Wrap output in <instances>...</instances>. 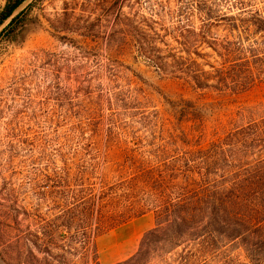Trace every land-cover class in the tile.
Instances as JSON below:
<instances>
[{"label": "trees", "instance_id": "1", "mask_svg": "<svg viewBox=\"0 0 264 264\" xmlns=\"http://www.w3.org/2000/svg\"><path fill=\"white\" fill-rule=\"evenodd\" d=\"M28 1L7 0L0 26ZM33 6L20 10L0 36L12 39ZM159 8L177 18H117L110 34L84 35L81 48L72 42L75 53L46 55L52 75L67 82L69 102H81L77 112L62 117L67 128L53 130L48 188L69 192L70 199L81 192L77 222L95 228L97 236L154 214L155 225L136 249L131 242L106 253L95 246L98 264L165 258L175 264V256L181 264L221 263L236 247L249 264H263L264 114L256 116L257 106L229 107L264 86V6L162 0ZM137 63L176 97L137 73ZM152 91L163 99V112L148 110ZM133 124L144 133L153 126L148 147L128 144ZM116 140L128 142L117 147L134 158L127 165L135 173L108 184L98 174Z\"/></svg>", "mask_w": 264, "mask_h": 264}, {"label": "rangeland", "instance_id": "2", "mask_svg": "<svg viewBox=\"0 0 264 264\" xmlns=\"http://www.w3.org/2000/svg\"><path fill=\"white\" fill-rule=\"evenodd\" d=\"M6 1L0 0V10ZM161 1L29 0L20 8L34 4L25 27L11 34L12 39L0 36V264H98L95 246L99 252L106 253L131 242L136 249L135 243L143 232L155 225V216L149 212L97 236L93 234L95 228L86 230L77 222L81 192H76L73 199L69 192H50L53 130L66 129L62 117L77 112L81 102H69L67 82L63 76L59 80L52 75L45 57L49 53H75L72 42L81 48L86 46L84 35L110 34L117 18L141 21L167 16L176 19L178 14L160 11ZM235 1L222 0L223 4ZM252 2L257 8L264 6V0ZM98 21L102 22L101 26ZM133 69L153 86L160 84L166 94L176 97L172 88L160 83L145 64L137 63ZM152 93L148 110L163 112V99L158 93ZM239 105L257 106L256 116L264 114V86L240 98L229 107L230 111ZM220 116L226 124V116ZM215 119V116L211 119V126L215 125ZM132 126L129 128L131 143L112 142L116 147L100 167L98 176L103 175L108 184L135 173L127 165L130 161L134 163V158L127 157L117 146L128 143L133 147L135 143L146 148L151 144L148 134L153 131L152 125H147L152 127L146 133L138 124ZM214 132L209 131L210 137ZM135 136H144V141H137ZM56 165L61 167L62 163L56 161ZM70 216L75 219L74 223L70 224ZM241 251L236 247L232 250L233 258L220 259L221 263L205 260L199 264H249ZM173 259L175 264L184 262L177 256ZM150 262L171 264L173 260Z\"/></svg>", "mask_w": 264, "mask_h": 264}, {"label": "water", "instance_id": "3", "mask_svg": "<svg viewBox=\"0 0 264 264\" xmlns=\"http://www.w3.org/2000/svg\"><path fill=\"white\" fill-rule=\"evenodd\" d=\"M20 11V9L11 17L9 20H7L3 25L0 26V33L4 30V28L7 26V24L11 21V19Z\"/></svg>", "mask_w": 264, "mask_h": 264}]
</instances>
